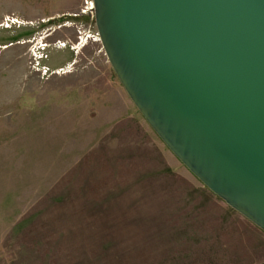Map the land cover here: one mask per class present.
<instances>
[{"label":"rangeland","instance_id":"374dc122","mask_svg":"<svg viewBox=\"0 0 264 264\" xmlns=\"http://www.w3.org/2000/svg\"><path fill=\"white\" fill-rule=\"evenodd\" d=\"M91 3L0 0V264H142L149 250L138 178L108 157L129 97Z\"/></svg>","mask_w":264,"mask_h":264},{"label":"water","instance_id":"95a60500","mask_svg":"<svg viewBox=\"0 0 264 264\" xmlns=\"http://www.w3.org/2000/svg\"><path fill=\"white\" fill-rule=\"evenodd\" d=\"M127 96L208 190L264 231V0H93Z\"/></svg>","mask_w":264,"mask_h":264},{"label":"crops","instance_id":"0c3cea01","mask_svg":"<svg viewBox=\"0 0 264 264\" xmlns=\"http://www.w3.org/2000/svg\"><path fill=\"white\" fill-rule=\"evenodd\" d=\"M127 101L128 110L120 112L117 106L121 116L110 125L108 137L115 139V147L108 157L116 158L122 175L138 178L129 192L139 190L134 199L154 220L149 250L136 261L264 264V231L193 176Z\"/></svg>","mask_w":264,"mask_h":264},{"label":"bare ground","instance_id":"6f19581e","mask_svg":"<svg viewBox=\"0 0 264 264\" xmlns=\"http://www.w3.org/2000/svg\"><path fill=\"white\" fill-rule=\"evenodd\" d=\"M90 5V9L94 8V3H91Z\"/></svg>","mask_w":264,"mask_h":264},{"label":"built area","instance_id":"2783aa9c","mask_svg":"<svg viewBox=\"0 0 264 264\" xmlns=\"http://www.w3.org/2000/svg\"><path fill=\"white\" fill-rule=\"evenodd\" d=\"M91 11H94V8L90 9Z\"/></svg>","mask_w":264,"mask_h":264}]
</instances>
